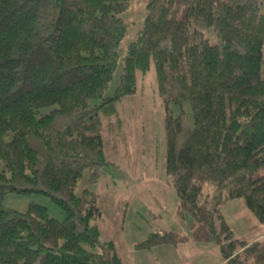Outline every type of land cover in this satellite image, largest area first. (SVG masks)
Here are the masks:
<instances>
[{
    "label": "trees",
    "instance_id": "trees-1",
    "mask_svg": "<svg viewBox=\"0 0 264 264\" xmlns=\"http://www.w3.org/2000/svg\"><path fill=\"white\" fill-rule=\"evenodd\" d=\"M131 1L0 0V264H122L115 242L100 238L98 193L75 187L85 173L101 181L103 127L122 120V97L152 64L166 106L165 171L179 214L193 216L189 236L152 231L136 246L212 236L224 264H264V240L236 237L221 210L242 198L264 224V0H147L121 56ZM186 101L193 126L185 112L171 114ZM32 192L63 219L37 203L3 205L7 193Z\"/></svg>",
    "mask_w": 264,
    "mask_h": 264
},
{
    "label": "rangeland",
    "instance_id": "rangeland-1",
    "mask_svg": "<svg viewBox=\"0 0 264 264\" xmlns=\"http://www.w3.org/2000/svg\"><path fill=\"white\" fill-rule=\"evenodd\" d=\"M147 0H132L121 14L127 32L119 44L124 56L127 44L136 39L143 27ZM212 43L215 40H211ZM123 60L117 64L112 81L105 91L112 96L118 83ZM137 90L130 97H122V120L106 122L102 136L110 166L97 184L91 185L88 173L83 174L75 187L81 194L83 187L93 188L99 195L102 216L96 218L102 240H112L122 264H224L220 246L211 236L204 242L178 243L158 247H137L152 231L178 230L191 234L192 214H179V198L165 171V115L166 106L157 91V78L153 64L136 76ZM176 117L185 112L193 126L192 109L188 101L181 106L170 104ZM30 203L47 208L48 215L62 220L60 207L48 196L32 192L7 193L3 205L25 211ZM225 220L236 237L246 240H264V224H259L242 198L229 200L221 207ZM215 227L219 229V220ZM190 233V234H189Z\"/></svg>",
    "mask_w": 264,
    "mask_h": 264
}]
</instances>
